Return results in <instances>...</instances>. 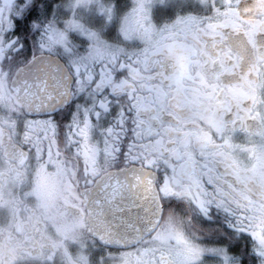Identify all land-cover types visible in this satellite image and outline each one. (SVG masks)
<instances>
[{"label": "flooded vegetation", "instance_id": "obj_1", "mask_svg": "<svg viewBox=\"0 0 264 264\" xmlns=\"http://www.w3.org/2000/svg\"><path fill=\"white\" fill-rule=\"evenodd\" d=\"M98 4L111 14H98L102 21L88 28L94 47L69 32L67 41L97 62L129 68L120 79L151 113L146 147L187 145L192 161L264 208V0ZM23 112L14 95L0 94V264H125L132 248H108L89 235L83 159L70 160L59 142L29 140ZM159 199L160 238L168 239L162 231L174 221L182 241L200 247L196 211L186 201L168 207L181 203L171 194Z\"/></svg>", "mask_w": 264, "mask_h": 264}, {"label": "snow or ice", "instance_id": "obj_2", "mask_svg": "<svg viewBox=\"0 0 264 264\" xmlns=\"http://www.w3.org/2000/svg\"><path fill=\"white\" fill-rule=\"evenodd\" d=\"M8 3L0 8V94L24 104L19 118L29 140L59 142L70 160L83 159L89 194L109 227L131 241L122 245L134 253L125 264H188L171 236L157 234L161 192L181 201L168 207L186 201L197 213L196 264H264V208L257 211L218 172L192 161L187 145L146 147L151 113L120 79L129 68L97 62L69 43L59 0Z\"/></svg>", "mask_w": 264, "mask_h": 264}, {"label": "rangeland", "instance_id": "obj_3", "mask_svg": "<svg viewBox=\"0 0 264 264\" xmlns=\"http://www.w3.org/2000/svg\"><path fill=\"white\" fill-rule=\"evenodd\" d=\"M62 18L64 19V22L66 24V33L69 32L70 35L83 38H88V41H85V39H82L84 41H80L83 44H87L90 47H94V43L92 42V39L94 40L95 37L93 34H91L88 31V28H93L94 25L98 24V20L102 21V19H99L97 16L98 14L107 15L109 14V11H107L106 8L100 7V5H97V0H69L65 4L62 5ZM106 19V18H104ZM68 22H72L76 27H69ZM70 36H68L69 38ZM67 38V39H68ZM70 39V38H69ZM90 42V43H89ZM164 235L167 237L171 236L172 240L171 243L174 247H178L180 251L184 253V258L189 263H196V254L195 250L197 248H194L193 245L188 246L186 245V242L182 241L184 239L177 230V223L173 222H166L164 226V230L162 231ZM181 240H179V239ZM189 247V248H186ZM188 249V251H187Z\"/></svg>", "mask_w": 264, "mask_h": 264}, {"label": "water", "instance_id": "obj_4", "mask_svg": "<svg viewBox=\"0 0 264 264\" xmlns=\"http://www.w3.org/2000/svg\"><path fill=\"white\" fill-rule=\"evenodd\" d=\"M19 101L22 104L23 109L25 110L24 104L21 100ZM89 193L90 190L85 191L84 194V204H86L89 214V235L94 237L103 246L111 245L112 248L127 249L126 247H122V245L130 244L131 241L122 233H117L111 227H109L110 223H112L111 219L107 217L106 213L99 210V208L97 207L98 201H95L92 195H90ZM156 209L157 211L154 217V224L159 226L163 215L160 199H158L157 201Z\"/></svg>", "mask_w": 264, "mask_h": 264}, {"label": "trees", "instance_id": "obj_5", "mask_svg": "<svg viewBox=\"0 0 264 264\" xmlns=\"http://www.w3.org/2000/svg\"><path fill=\"white\" fill-rule=\"evenodd\" d=\"M69 0H59V3L61 4V5H63V4H65L66 2H68Z\"/></svg>", "mask_w": 264, "mask_h": 264}, {"label": "clouds", "instance_id": "obj_6", "mask_svg": "<svg viewBox=\"0 0 264 264\" xmlns=\"http://www.w3.org/2000/svg\"><path fill=\"white\" fill-rule=\"evenodd\" d=\"M193 220H194L196 223H199L198 218H197L196 216L193 217Z\"/></svg>", "mask_w": 264, "mask_h": 264}]
</instances>
